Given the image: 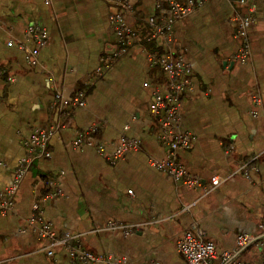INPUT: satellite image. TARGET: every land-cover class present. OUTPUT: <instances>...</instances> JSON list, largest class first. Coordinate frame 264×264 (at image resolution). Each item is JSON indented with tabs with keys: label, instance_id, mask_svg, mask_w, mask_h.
<instances>
[{
	"label": "crops",
	"instance_id": "crops-1",
	"mask_svg": "<svg viewBox=\"0 0 264 264\" xmlns=\"http://www.w3.org/2000/svg\"><path fill=\"white\" fill-rule=\"evenodd\" d=\"M46 1L0 0V189L25 155L29 133L62 124L48 138L50 155L33 160L13 208L0 215V264H82L71 261L63 246L55 247L53 256L46 254L38 223L28 221L34 203L56 236L76 235L81 247L103 257L90 264L120 258L133 264H187L176 241L193 226L204 230L218 252L233 249L238 234L257 232L264 223V0L254 1L246 62L233 59L239 40L232 8L245 11L234 0L203 1L173 23L168 40L147 44L175 48L192 69L177 125L194 136L177 151L189 174L208 183L212 175H224L258 154L250 177L233 175L208 192L175 183L148 162L167 154L148 110L154 88L165 87V76L148 64L140 45L133 43L95 74L101 56L114 48L110 1ZM129 2L126 20L143 38L148 19L165 1ZM31 24L47 31L35 64L26 59L34 45L27 33ZM79 90L86 91L85 105L68 115L69 100ZM255 92L262 98L259 106L252 101ZM92 125L98 127L94 144H103V153L71 145L77 131ZM121 134L140 145L111 162ZM44 177L55 182L56 195L43 197ZM110 221L140 225L124 233L104 229Z\"/></svg>",
	"mask_w": 264,
	"mask_h": 264
},
{
	"label": "built area",
	"instance_id": "built-area-1",
	"mask_svg": "<svg viewBox=\"0 0 264 264\" xmlns=\"http://www.w3.org/2000/svg\"><path fill=\"white\" fill-rule=\"evenodd\" d=\"M109 1L115 8L109 16L115 43L111 52H106L101 56V64L97 66L95 74L101 75L102 71L124 55L133 43H137L142 48L148 64L161 70L165 76V87L163 89L158 86L154 88L148 110L156 122L157 139L167 149V154L163 159L149 158V164L175 183L192 189H201L203 192L210 191L236 174L250 177V173L256 168L255 160L258 154L242 160L236 168L224 175H212L208 183L185 170L178 159L177 151L188 147L194 136L188 131L179 130L177 125L181 117L182 97L190 87L192 69L184 56L175 48L168 47L160 50L155 44L151 47L147 45L149 42H156L158 39L168 40L173 23L191 13L205 0H164L165 4L160 12L148 19L149 29L143 38L139 37L136 30L126 20V16L132 12L129 0ZM234 1L238 5H244L245 11H241L237 6L232 8L230 19L233 22V33L239 40V47L233 55V59L238 62H246L251 56L248 29L253 20L252 11L255 0ZM27 33L33 40L34 45L27 52L26 59L28 62L35 64L39 49L47 39V31L44 27L31 24L27 27ZM7 44L12 45L13 42L9 40ZM17 46L21 49L24 48L20 43ZM85 96V90L77 91L69 100L70 108L83 107ZM252 101L256 106L262 104V98L258 92L253 93ZM59 126H62V124L55 123L50 129H34L29 133L26 139L25 155L18 161L11 182L4 189H0V215H5L13 208L20 182L33 160L37 157H48L50 155L46 148L47 141L52 131ZM126 128L127 126L124 127V129ZM97 131L98 127L96 125L90 126L86 131H77L71 140V145L76 148L83 145L93 146L99 153H103L105 146L94 144V135ZM139 145L140 141L138 139L121 134L119 139L114 142L109 160L115 162L123 159L131 150L137 149ZM54 183L51 179H42V184L50 187L43 197L56 195L57 191L54 188ZM190 205H186L185 208L188 209ZM32 209L28 221L29 223H38L39 237L47 240L44 249L48 256H53L55 247L63 246L67 250L71 261L90 264L103 259L102 256H96L81 247L75 240L76 235L56 236L50 224L40 217L39 205L34 203ZM139 225L110 221L106 223L104 229L130 233ZM253 243L259 244L261 248L260 256L254 264H264V223L259 225L257 232L238 234L235 247L231 250L218 252L214 243L206 239L204 230L197 226H193L182 233L176 241V248L187 264H247L242 259V253ZM110 264L133 263L120 258L110 261Z\"/></svg>",
	"mask_w": 264,
	"mask_h": 264
},
{
	"label": "rangeland",
	"instance_id": "rangeland-1",
	"mask_svg": "<svg viewBox=\"0 0 264 264\" xmlns=\"http://www.w3.org/2000/svg\"><path fill=\"white\" fill-rule=\"evenodd\" d=\"M260 253H261V248L259 244L253 243L242 254L243 261L247 264H254L258 260L257 256Z\"/></svg>",
	"mask_w": 264,
	"mask_h": 264
},
{
	"label": "trees",
	"instance_id": "trees-1",
	"mask_svg": "<svg viewBox=\"0 0 264 264\" xmlns=\"http://www.w3.org/2000/svg\"><path fill=\"white\" fill-rule=\"evenodd\" d=\"M72 110H73V108H70L69 111H67V112H68V115L71 113ZM42 179L44 180V179H49V178L44 177V178H42ZM42 185H43L44 188H45L44 193H46V192L50 189V187H49L48 185H44V184H42Z\"/></svg>",
	"mask_w": 264,
	"mask_h": 264
}]
</instances>
